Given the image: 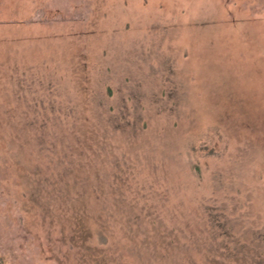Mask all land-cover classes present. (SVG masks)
Listing matches in <instances>:
<instances>
[{
    "label": "rangeland",
    "instance_id": "1",
    "mask_svg": "<svg viewBox=\"0 0 264 264\" xmlns=\"http://www.w3.org/2000/svg\"><path fill=\"white\" fill-rule=\"evenodd\" d=\"M0 264H264V0H0Z\"/></svg>",
    "mask_w": 264,
    "mask_h": 264
}]
</instances>
